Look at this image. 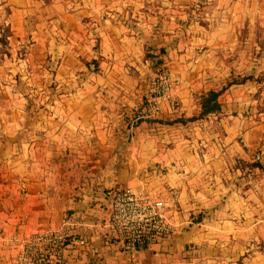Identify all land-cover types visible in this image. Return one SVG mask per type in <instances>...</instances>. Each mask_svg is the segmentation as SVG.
Returning a JSON list of instances; mask_svg holds the SVG:
<instances>
[{"label": "crops", "instance_id": "obj_1", "mask_svg": "<svg viewBox=\"0 0 264 264\" xmlns=\"http://www.w3.org/2000/svg\"><path fill=\"white\" fill-rule=\"evenodd\" d=\"M81 1H70L69 13L87 11L86 1L94 11L122 9L111 6L117 0ZM18 4L22 10L35 1L0 0V8ZM141 21L133 36L123 35L126 22L111 18L96 27L94 23L93 29H108L99 39L113 45L111 56L130 58L132 53L134 59L148 43ZM127 39L140 49L126 50ZM120 77L116 84L62 85L61 100L14 111L12 129L0 137V236L57 228L81 235L86 244L66 247L65 264H225V240L217 238L220 231L209 223L225 209V161L218 160L225 152L214 147L213 135L203 125L205 130L198 132L200 127L190 123L162 121L174 119L166 111L130 128L122 113L141 99L144 84L139 78L132 84L128 74ZM181 99L178 116L188 117L192 102L186 90ZM116 184L163 199L173 233L133 254L108 243L111 209L105 190ZM240 203V227L227 232L228 240L237 238V246H228L231 253L237 252V261L227 264H264L262 216L255 210L253 223L247 224V211ZM0 248V264H7L12 252L3 241Z\"/></svg>", "mask_w": 264, "mask_h": 264}, {"label": "rangeland", "instance_id": "obj_2", "mask_svg": "<svg viewBox=\"0 0 264 264\" xmlns=\"http://www.w3.org/2000/svg\"><path fill=\"white\" fill-rule=\"evenodd\" d=\"M34 1L32 8H0V137L12 129L18 107L26 111L61 100L62 85L116 84L125 74L136 85L139 78L144 92L126 106L122 117L128 120L164 94L168 79L176 108L163 98L156 114L166 111L174 119L162 121L190 123L200 127L198 132L206 127L214 147L225 152L218 159L225 161V209L209 223L225 240V264L236 263L237 252L228 246H237V238L228 240L227 232L239 226L240 202L247 224L253 223L255 210L262 216L264 234V0H117L111 6H122L118 13L94 11L87 1L82 13H69L75 0ZM110 18L127 23L124 36L137 35L143 20L141 33L148 43L134 59L130 52L140 49L134 41L123 44L130 58L122 59L110 55L113 45L100 41V32L108 29L93 28ZM183 90L192 102L188 117L178 116ZM210 90L221 91V109L200 118L202 98Z\"/></svg>", "mask_w": 264, "mask_h": 264}, {"label": "built area", "instance_id": "obj_3", "mask_svg": "<svg viewBox=\"0 0 264 264\" xmlns=\"http://www.w3.org/2000/svg\"><path fill=\"white\" fill-rule=\"evenodd\" d=\"M166 83L163 95L157 94L145 107L137 108L130 116V128L153 119L161 108L163 98L170 101L173 109L176 108L172 93L174 85L168 79ZM105 197L111 209L107 241L121 250L137 253L173 233L175 226L168 216V205L163 199L119 184L106 189ZM2 241L12 252L11 264H65L66 247L79 248L86 244L84 237L68 234L63 228L31 234L15 233Z\"/></svg>", "mask_w": 264, "mask_h": 264}, {"label": "trees", "instance_id": "obj_4", "mask_svg": "<svg viewBox=\"0 0 264 264\" xmlns=\"http://www.w3.org/2000/svg\"><path fill=\"white\" fill-rule=\"evenodd\" d=\"M221 91L210 90L202 98L201 101V116L217 112L221 109L220 102L218 100Z\"/></svg>", "mask_w": 264, "mask_h": 264}]
</instances>
